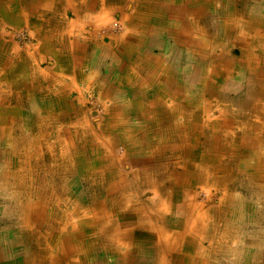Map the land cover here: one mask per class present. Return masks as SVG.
I'll return each mask as SVG.
<instances>
[{"label":"crops","instance_id":"1","mask_svg":"<svg viewBox=\"0 0 264 264\" xmlns=\"http://www.w3.org/2000/svg\"><path fill=\"white\" fill-rule=\"evenodd\" d=\"M77 1L78 4L74 3L73 0H37L36 5L32 8L33 11L47 10L45 13L50 11L49 15L43 14L47 15L48 18L55 19L54 24H39V22L37 24L32 22L25 23L22 15L21 17L23 20L19 21V16L9 13L7 16L5 13L8 22H16V25L20 26L18 28H30L29 31L32 32L29 34H31L33 41H29L26 45L19 47V45L13 41V38L9 36L10 32L7 26H5L6 24H0V115L4 116L2 115V112H4L6 114L5 117H8L9 113H12V110L17 109L18 112H22L24 108L27 109L25 106L26 102H29L35 114L39 112V115H42V117H50L53 113L56 114V112H61V114L58 113V115H56L58 117L60 116V119L57 121L73 124L78 120L76 113L78 109H80V111L84 110L88 114V109L90 107L94 108L99 106V108H102V114L99 115L101 117L96 122L98 128L108 121L114 125V122L124 120L128 123L135 124V127H138L139 124L148 123L152 126L149 129H147V127L145 128L146 131L149 132L151 140H153V138L161 140L159 143L154 142L156 146L162 144L163 138H175V133L167 134L166 131H164L162 135L165 134L167 138L162 137L160 133H157V128H155L154 125L160 121L161 124H171L172 127H174L175 124L180 123L178 119L184 114L185 108H193L196 102L194 98L195 94L192 95L193 97L191 96L186 99L185 92H188L190 89H197L195 85L198 78H191L190 80H186V78L193 75L198 76L201 65L203 64L204 66L209 65L207 69H205L206 67L203 68V74L208 75V85L210 84L209 82L213 85L217 81V77L215 73L213 74L211 68L212 64H208V60L206 59H209V57L205 55H190L192 63L189 66L187 63L183 64L184 61H181V58L179 59L180 64L178 59L176 61L177 56L182 57L184 52L190 53V49L187 50V48L182 47L180 44L182 37L179 38L180 36H177L178 30L179 33H182V13L181 10L177 8V5L173 3L176 0H155L158 3V7H160V11L158 12L162 21L160 27L164 29L166 33L162 34L164 37L162 39L164 44L160 52H153V47H150V43L145 42L143 33L138 31V28L145 26L152 27L154 24V22L151 21V17L147 18V20L143 17L141 18V15L138 14L141 11L139 10V3L134 4L132 0ZM134 1L137 2V0ZM147 1L151 3L153 0ZM185 1L190 2V0ZM33 2H35V0H31V6ZM131 2L133 4H131ZM167 2H169L170 5L165 4ZM120 3H125V5L122 4L119 6ZM198 4L200 6L198 10L202 11L200 17L203 19L195 24L189 16L186 25L192 23L196 26L201 25V28H196V26H194V30L191 34H199L200 30L202 33V28H216L218 24L216 20L219 19L218 13H215L217 10V12L220 13L225 11L223 20L221 19L222 21L219 23L222 24L224 28L229 24H234L233 22L235 19H240L242 21L241 25L246 26L247 31L245 34L247 38H250L248 40L249 44L247 45L246 52H242L241 55L239 47L233 46V51L229 52L227 56V58L235 59L241 55V68H237L236 66H234L235 68L230 67L228 71H233V73H228V71H225L223 68L220 70L224 72V76L222 75L224 79L230 76L233 85L235 87L238 86L239 90L242 89L243 80L239 79L242 81L241 84H239L236 80L238 78L234 76H248L246 80L247 90L244 91L245 94L243 96L246 95V103L251 101L252 108H255V106H257L256 102L264 96V89L263 93H259L258 90L254 88L257 81L264 78V0H198ZM11 5L15 7L17 11H25L22 0H0L1 10L6 8V12L11 11L8 10L13 9L9 8ZM69 11L74 13L72 18L68 16ZM149 12L152 15L151 8L149 11L145 9V15L149 14ZM81 13H83V15H80ZM112 14L119 15L118 17L123 27L121 32L125 31L124 36L121 35V32L114 33L113 31L104 32V34H102L104 36L100 35V32L98 33V26L109 28V30L113 28V23L110 18ZM105 17L106 21H104ZM178 18L180 23H178ZM35 20H38V18H35ZM76 20L77 22H75ZM170 20L173 22V25L166 26ZM184 25L185 24H183V27ZM48 28L51 30L48 31ZM87 28H91L92 32ZM154 28L156 27H153V29ZM222 31L224 30L222 29ZM236 36H238V34ZM152 37H149V39H152ZM135 38L138 39V55L120 53V45H128L131 50L132 46L136 43ZM127 41H130V44H127ZM171 41L177 44L179 52H182L181 55H167L168 53L164 55L165 45L169 44ZM198 48L200 49L199 46ZM127 49H129V47H127ZM73 51H75V53ZM175 62L177 66H175ZM230 65L231 62L229 63V66ZM262 66L263 68H260ZM259 72H261V74ZM259 77H262V79H259ZM252 80H254V83ZM225 87L227 88L230 86L225 84ZM214 92L216 93V91ZM249 94H251V96H249ZM93 97L98 105L91 101ZM172 101L177 103V105L176 110L172 109L174 111L170 113V106L168 104ZM177 106L179 107L178 110ZM26 111L25 113H28V110ZM162 114H168L169 117H165ZM249 114H251V112H249ZM86 121L89 123L91 122L88 115L86 116ZM188 121L181 122L183 124ZM252 121H254V119H252ZM6 122L9 124L8 120H6ZM23 122L26 123V121ZM258 127L260 130L255 131V135L250 136V138L252 137V139H254L251 147H248L249 142L247 140L245 147L248 148L240 152L238 151L239 155L242 153L243 155L251 156L260 155L258 151L252 149V146H257L255 139L260 138L257 134L264 133L262 131L263 129L260 126ZM167 128L168 126L166 129ZM249 128L250 125L247 129L248 133L245 139H248L250 133L254 132L253 129L250 131ZM32 134V138L34 139L35 134L37 137L38 131L32 132ZM123 137H127V135L120 133V139ZM21 138L28 139L30 137L27 135L21 136ZM261 138H264V136L261 135ZM106 139L109 142L113 140L116 143L117 141L112 139L110 134L106 135ZM165 144H167V146H165L164 150H166L172 142H167ZM249 148L253 151H249ZM167 150L169 151L170 149ZM260 152H262V150ZM151 153L147 155L151 156ZM2 155L4 156V160L5 157H7V159L9 157L6 150ZM3 159L0 160V163L4 161ZM173 162V160L169 161L164 157V160L158 164L157 175H159V178L157 180L156 189L154 190L155 192L151 190L150 185L145 183L147 182L146 180L140 181L139 196L135 197L137 198L135 205H138L142 209L136 207L137 209L135 208L134 210L139 211L136 213L135 211H129V207L120 208L122 211L130 212L127 215L117 213L120 215V218H123L128 224L126 223L127 225L123 226L121 232L120 230L118 232L117 228L114 226L113 231L108 234L118 235V237H121L122 234L128 236L130 234H138L136 236L144 234L152 237L156 235L158 240H156L151 247L158 256L159 264H189L196 259L200 260L199 264H223L212 261L216 258L212 253L213 250L202 249L198 244H196V247L190 245V241L194 243L197 240L191 235L194 236L195 232L202 236L206 235V233L210 234L213 231L221 229L223 231L222 235L228 236L231 230L226 227L229 226L232 227L231 229L233 231L237 232L236 235H241L239 232L242 230V226L247 224L250 218H252L251 202L264 203V198L262 199L254 195V193L263 195L261 192L263 187H258L259 185H255L254 182L250 184L247 183L248 180L246 181L244 173L233 175L232 178L235 183L232 187L228 188V185L226 186L224 185L225 182H222L221 186L214 189L221 191V196L217 197L213 194L211 198L210 196L208 197L209 203L206 207L209 206V209L204 212L206 216L203 218L204 221L195 213L197 215V218L195 217L196 222L193 218H187L189 221L191 220L195 223V229L194 227L187 229L186 219L184 218L185 209L183 199V190L186 185H184L178 177L181 167L174 168ZM86 164L88 165L87 161ZM238 164L240 165V163ZM253 164L254 163H252V165ZM236 165L237 164L221 166L225 168L233 167L236 172L240 171V173L242 172L241 167L244 169L250 167V163H247V165L242 163L240 167ZM189 167L192 169L191 165ZM164 169L172 170L171 172L175 173L178 180H174L175 183H173L170 178H165L161 174ZM9 172V167L2 163L0 169L1 179L2 177L5 179L8 178ZM165 181H170L174 189V192L170 194L174 196L170 194L165 195L167 189ZM129 183H131V181ZM213 186H216L215 180H211L204 184L200 182L198 185L195 184L193 191L197 187H200V189L208 188L212 189V194L214 192ZM228 189H239L240 192H229ZM246 196L255 199H249L246 198ZM157 197L159 200L162 199V201H159V204H150ZM193 197L194 204L199 202L203 205L205 203L197 196ZM162 205L166 206V211L160 213V208L161 210L163 209ZM170 208H173L174 211L172 216L168 214ZM227 208H230V210L236 209L239 212V215L234 217L235 220L232 219L233 221H231L228 219L229 217L226 218L219 215V211L224 212ZM5 214L6 213L0 210V217L6 216ZM216 221L221 223L219 224L220 227L216 225ZM113 225L115 224L113 223ZM157 230H162L161 232L163 233H158ZM17 232H19V229H12V231L0 230V249L9 250L10 245L4 246L5 248H3V244L17 243ZM168 232L169 234L166 235L165 233ZM11 235H13V238ZM187 235L188 237L185 239ZM173 236H175V238H172ZM170 239H173L172 242H170ZM184 241L189 245L185 246ZM129 242H131V240H129ZM121 243H124V241ZM135 244L137 246V242ZM128 245L131 246L132 244ZM239 247H237V249ZM242 248L243 246L241 249L239 248V250L244 252V258L239 260L238 264H241V262H244V264H255L257 258L254 255L260 259L264 258V250L262 248L254 250L255 252L258 251L256 254L251 253L250 249L247 250ZM113 249L117 252V249ZM223 249L219 247V251L217 252L228 251V249ZM247 252L250 253L245 254ZM123 255L126 264H134L135 262H137V264H149V262L150 264H155L154 260L149 259L146 254L137 258L135 255L133 257L132 252L128 250L125 251ZM116 264L119 263L116 262Z\"/></svg>","mask_w":264,"mask_h":264},{"label":"rangeland","instance_id":"2","mask_svg":"<svg viewBox=\"0 0 264 264\" xmlns=\"http://www.w3.org/2000/svg\"><path fill=\"white\" fill-rule=\"evenodd\" d=\"M132 1L134 4L141 2V0H137V2L134 0ZM73 2L78 4L77 0H73ZM22 3L25 9V11L23 12L17 11L15 7H12V5L9 8H13V9H8V10H11L8 12H6L5 10L6 8L2 10L0 8V24H3V25L6 24L5 26H7V29L10 32L9 36L13 38V41L17 45H19V47L26 45L27 42L29 41H33L31 34H29L32 31H29L30 28L29 29L25 27L18 28L20 26L16 25V22L14 23L8 22L5 13L7 14V16L9 14L19 16L20 21H22L25 18L23 17L22 19L21 15L22 16L26 15L27 17L29 15V17H34V19L38 18V20L40 21L39 24L41 23L51 24L52 22L54 23L55 21V19H52V18L48 19L47 15L50 14V11L48 13H45L47 12V10L35 11V12L33 11L32 14L29 13L31 9V0H22ZM133 3L131 2V4ZM217 11L215 13H218L219 19L216 21L219 24L220 21L223 20L225 11H223L222 13L217 12ZM83 13H81V15H83ZM68 16L69 18H72L73 12L69 11ZM118 16L119 15L117 14L110 15V18L113 23V28L111 30L103 26L102 27L98 26L97 28L98 33L100 32V35H102L106 31H113L114 33L121 32L123 27H122V24ZM202 19L203 18L200 17V21ZM104 21H106V17L104 18ZM34 23L37 24L38 22L34 21ZM218 24H217V27H218ZM194 26L196 25L190 23V25H185V27L183 28L182 33H181L182 41L185 39L189 42V44L184 45L182 41H180V44L182 45V47L187 48V50L188 49L197 50V47L199 46L202 51L201 53H208L210 55L216 54L218 56V60L224 63L225 61L221 59L222 55H224L225 58H227V56L229 55L228 53L233 51V48H232L233 44L230 41V39L226 37L225 32L222 31V29L217 28V27L216 28L207 27V29L202 28L203 29L202 33L200 30L199 34L198 33L191 34L194 30ZM197 27L201 28V25L196 26V28ZM87 29L91 31V28H87ZM50 30L51 29L48 28V31ZM189 34L191 37L189 36ZM124 35H125V32L123 36ZM163 38H158L157 36H153L152 39H149V38L145 39V42L150 43V47H153L152 48L153 52H160L164 44L163 43L164 41L162 40ZM190 42H193V44H190ZM137 43H138V39H136L135 45L132 46L131 51L129 53H126V55H138ZM127 44H130L129 41H127ZM214 47L215 49H213ZM181 53L182 52H179V49L177 48V44L174 41H171L169 44L165 45L164 55L166 54L167 55H181ZM190 55H192L191 51L189 54L187 52L186 53L184 52L182 54V57L180 56L176 57V61L178 59V62L180 64L179 59L181 58V61H184L183 64L187 63V65L189 66L192 63V60H190ZM241 55L235 59H231L232 61L235 62L234 65L237 68H241V60H240ZM205 56L209 57V55H205ZM206 59L208 60V64H211L210 60L208 58ZM176 64L177 63L175 62V66H177ZM260 68H263V66ZM259 73L261 74V72ZM198 74H199L198 76L193 75V76H189L186 78V80H190L191 78H198L196 82L197 86L195 85L197 89L194 88V89H190L188 92H185L186 99L190 98L192 95L195 94L194 96L195 101H196L194 103L195 105H193V108L191 109L185 108L184 114L181 113L182 115L180 116L178 120L180 121V124H182L181 121L190 120L189 122L195 125L197 140L194 143V146L197 151L202 150L203 145H204L203 143L204 139L206 140L208 138H211L212 135L218 134V136L220 137H217L216 139L211 141L214 146L209 148V154L218 156V158H220L222 162L229 161L230 162L229 165L236 164V162L231 163V159H233V155L236 153V151H234L235 153H232L231 149H227L228 146L231 148V147H234V145L236 144V142L234 143L230 137L241 136L243 138H246L247 137L246 134L248 133L247 129L249 125H253L252 129L254 130V132L250 133V135L248 136L249 138L247 139L250 142H253L254 139H252V137L250 138V136L255 135L254 134L255 129L256 127L259 126V124L256 121L259 120L260 124H264V96L256 102L257 106H255V108H252L251 101H249V103L241 102L242 100L245 99V97L247 99V96L246 95L243 96V95L245 94L244 91L247 90L246 80L248 76L246 77L245 76L241 77L240 75L234 76L238 78L236 80H237V83L239 84H241L242 82L239 79L243 80L242 89L239 90L238 86L235 87L233 85L230 76L229 78L224 79L223 76L219 77V73H218V75H216L217 77L216 83L212 85L211 82H209L210 84L208 85V82H207L208 75L203 74V68L200 69V73ZM259 79H262V77H259ZM252 81L254 83V80ZM225 84H227L230 87L226 88ZM214 91H216V93ZM249 96H251V94H249ZM91 101H93V103L98 105L94 97H93V100L91 99ZM241 103L242 105L243 104L244 105L241 106ZM30 105L31 104L29 102H26L25 106L27 109L24 108V111L22 112H18V109L12 110V113H9L8 117H5L6 114L4 112H2V115L4 116L0 115V118H2L0 119V122L4 120H8L9 124L8 123L7 124H8V127L10 128V134L9 135L4 134L5 139L3 140V142L0 141L2 143V145L0 144V160L3 159L4 156L2 154L6 150V152L10 155L9 157L13 161H15L17 165L15 166L14 162L12 164L8 163L6 159L7 157H5V160L3 159L4 161L2 162L3 165L5 164V166L9 167L10 172H9L8 178L5 179L2 177L1 179L0 177V210L6 213L5 214L6 216L0 217V230L12 231V229L13 230L19 229V232H17L18 235L16 234L17 243L22 241V243L25 244L24 246H26L29 242V240L28 242L26 240V238L28 237L33 242L31 246H37L41 248H43V246L39 245L35 238H30L29 235L33 232H38V235L39 233L47 234L51 232L52 241L48 247L53 249V251H56L58 249L64 250L65 248L64 245L70 242V241H66L63 239L64 234L66 233L70 234L74 232L77 229L78 224H81V221L83 219H90L89 223L86 222L87 227H85L86 223L83 222L84 224L82 225V228H80V231H83L87 236L85 237V240L88 241V246L86 250L89 249L91 253V255L89 253V255L84 259L83 261L84 264H116V262L119 264H126L123 259V256H124L123 254L125 253V251H128V250L132 252L133 257L135 255L138 258L146 254L149 259L154 260L155 264H159L158 256L154 253L151 247L152 244L155 243L156 240H158V237H156V235H153L154 237L153 238L152 236H146L144 234L141 236H136L138 234L136 235L130 234L129 236L122 234L121 237L120 236L118 237V235L108 234L111 232V224L113 223L115 224L114 226L115 228H117L118 232L119 230L121 232L123 230V226L128 224V222L124 221L123 218L122 219L120 218V215L117 214V212H121L122 214L127 215L128 213H130L129 211L134 212L135 211L134 209L136 207H139L138 205H135L137 202V198L135 197L139 196V191H140L139 183L141 181L140 180L141 177L139 176L140 174L142 175V173L140 172L138 175L137 173H138L139 168H141L142 165H140L141 161L139 160L136 161L133 159L135 158L134 152L128 149V143L131 141H135V140L139 141L141 136L144 135V133H146V135H149V132L148 131H144V132L136 131L135 124H131L132 126H134V131L131 133H128L127 137L122 138L123 140L125 139V141L123 142L122 140L120 141L117 140L110 152L102 153L104 155V159H103L104 162L107 161L108 156L110 154H112L114 158L118 157L117 160H119V163L121 165L120 166V168L122 169L121 172H123L126 175L124 177V182H121L119 186L113 188L114 195L116 196H120L122 193L128 196L130 193L131 198L128 201L129 205L127 206L129 207V211H119L117 209H120L126 206V204L117 203L116 205H113L109 200L112 197L105 199L104 193L101 194L99 191L94 193V190L98 189L95 187H98L99 184L95 186L93 183L94 182L102 183L103 181L99 180L98 182V179L94 180L93 176L89 172L87 173L84 170V167H81L80 171L78 170L77 165H75L79 163L77 162L78 159L77 160L75 159V157L78 155H75V153H73L74 155L71 158H67L66 156L69 154L70 151L67 152L66 154H63L64 147L68 145L69 143L68 141L71 137H73V135H76L77 137L82 136L84 138H87V143H88L89 148H92V149L95 148L94 146H92V137L90 135L93 133H97L99 130L96 122L101 117L99 115L102 114V108L101 107L99 108V106H96L94 108L90 107L88 109L89 110L88 114L86 113V111L84 110L80 111V109H78L76 111L77 116H78L77 121L81 120V122L79 123V125L78 124L75 125L74 123L70 124V123L58 122L57 120L60 119L59 118L60 116L58 117L56 115H58V113L61 114V112H56V114L53 113L52 115L53 117L51 115L50 117L49 116L42 117V115H39V112H36L35 114L32 111ZM168 105L170 106V110H171L174 107H176L177 103H174L172 101ZM26 110H28V113H25ZM190 110H192V114H193L192 117H188L186 115V112ZM249 112H251V114H249ZM87 115L89 117V120L91 121L90 123L86 121ZM212 118H214L215 120V124L213 125V128L208 125L209 119H212ZM223 118H226L227 125H223V123L219 122V120H223ZM252 119H254V121H252ZM23 121H26V123ZM251 121L254 123H252ZM81 124L83 125V127H90V128L88 130H83L81 127ZM183 124L184 126L187 127V129H183L184 127L183 126L180 130V135H181V139L184 141L183 143H187L188 138L190 137V133L195 132V131L190 130V128L188 127V124H189L188 122H185ZM139 125L146 126L147 129H149L152 126L148 123H143ZM6 126L7 125H5V127ZM126 127H128V125H125V128ZM200 129H201V133L199 132L198 134V131ZM213 129L215 130V132H213ZM262 129L264 131V127H262ZM36 131H38V135L36 137V134H35V138L33 139L32 132H36ZM120 131H123V130H120ZM256 131H259V130H256ZM20 132H27L29 134L20 133ZM27 135L30 138L28 139L21 138V136H27ZM261 135L264 136V133L257 134V136H260V138L255 139V143L257 144V146L256 148H252V149L254 151H258L262 157L261 159L263 160L264 159V138H261ZM149 137L151 140L150 135ZM103 139L107 141L106 138L103 137ZM144 146L145 145H142V148H139L141 150L140 154L142 155L149 156L147 155L148 153H151L152 151H156V148L153 146H150V147L149 146L144 147ZM222 147L225 149L221 150ZM242 148L243 150H246L248 147H242ZM78 149L80 150L79 152H82L81 151V149H83L82 143L80 144V142H78V139L77 140L74 139V149L73 150H78ZM252 149L249 148V151L252 152L253 151ZM261 150L262 152H260ZM167 151L168 150L166 148L165 154L168 153V154H171L172 156H168V157L166 156V159L169 161L171 160L174 161L173 162L174 168L183 166V164H185L186 166H188L190 163L192 164L191 166L192 170L186 173V177L189 178V180L184 181L185 183L184 185H186V187H184V190H183V199H184V209H185L184 218L186 219V225H187L186 228L191 229L194 227L195 229V223L191 220L189 221L188 219L193 218V220L195 219V222H196L197 215L202 220L204 217H206L204 212H206L209 209V206L206 207L209 203L208 197L210 196L211 198L212 197L211 195L213 194L216 195L217 197H220L222 194L221 191L214 190L218 186H221L222 182H220L218 178L222 176L223 173L230 175L231 178L224 183V185L226 186L228 185L227 187L229 188V187H232L233 184L235 183L233 182L234 181V179L232 178L233 175H236V174L240 175L242 174V172L241 173L240 171L237 173H235L234 171L230 173L226 171L225 172L223 171L221 173H219L218 171L215 172L212 170V166H211L212 163H208L209 160L207 162H202L196 157L187 156L189 153V150L187 151V149L184 151L182 149L180 151L181 154L179 155H174ZM241 155L247 158V162L253 163L255 161L254 156L243 155V153ZM90 157L94 158L93 154H90ZM71 159H74V164H73V161H71ZM256 159H259V158L256 157ZM2 163H0V169H1ZM158 164H160V160H157V162L154 164L151 161V163H149V166H152L154 169L155 166H158ZM90 165H92V166H89L90 170L93 168H96V166H94L91 162H90ZM72 166H74V170L72 169ZM75 167H76V170H75ZM164 170L165 172L162 175L165 178L168 177L171 179L172 170H166V169ZM131 171H136V172H131ZM200 172H201L200 174L201 179L199 178ZM203 175L205 176V179L207 180L205 179L203 180V177H202ZM131 177H135L134 179L137 181H133ZM211 180L213 181L215 180L216 182V186H213L214 192L212 194H211L212 189H208V188L200 189V187H197L193 191L195 184L198 185V183L200 182L204 184ZM217 180L219 181V183ZM130 181L131 183H129ZM165 184L167 186L165 195L170 194L171 192H174V189L170 181H165ZM44 187H48V189ZM90 187L92 188L89 189ZM43 189H45V192H47V190L51 191V194H49L48 192L46 194H42L41 191H43ZM151 190L153 191V189ZM228 191L229 192L233 191L236 193L240 192L239 189H228ZM55 194H57L56 197H55ZM193 196H197L198 198L202 199V201L205 203L203 205L202 203H199V202L194 204ZM93 197H95V199L100 198L98 199L100 201L97 203H93L94 202L93 201L91 203V199ZM246 198H249V197L246 196ZM249 199H255V198H249ZM159 201L160 200L157 197L150 204L152 203H153L152 205L159 204L160 203ZM74 203L76 204L77 207L75 205H72ZM30 205H32L31 207L34 206L35 209L38 210V212H36V214L38 215L36 216L38 218H44V219H46L45 216H48L47 215L48 207H52L55 212L59 210L58 213L63 212L67 208L66 211L71 212V216L69 218H70L71 223H73L74 226L72 227V229L69 226L66 229H60L58 227L48 228L46 226L42 227L43 224H38L37 220L35 219H30L27 222V218L25 217V215L27 214L25 212L27 211V209L30 210V207H29ZM251 206H252V213H251L252 218H250V221L247 224L242 226V230H240L239 232L241 233V235H236L237 232L233 231L231 229L232 228L231 226L226 227V228H230L231 230V233L228 236H223L222 235L223 231L221 229L213 231L210 234L206 233V235H202V236L194 232V236L193 235L191 236L197 240L194 243H192L188 239L190 241L189 244L194 245L195 247H196V244H198L202 247V249L213 250L212 253L216 256V258H214V260L212 261H216L218 263L220 262L223 264H238L239 260H242V258H244L243 257L244 252L239 250V248L241 249L242 246H243L242 249H247V250L250 249L251 253L253 254H256L258 252V251L255 252L254 250H259L260 248L264 250V234H263L264 232V217H263L264 216V203L263 202L261 203L251 202ZM162 208H163L162 210L161 208L159 210L160 213L166 211L165 210L166 206L162 205ZM99 209H102L105 212V215L102 217V220L105 222V224L111 223L109 228L106 230H103L100 225L103 223L101 219L99 220V222H95L94 220H91V217H93L94 213L98 211ZM139 209H142V208L139 207ZM75 210H82V211L88 210V212H86V214L82 216L80 212H75ZM168 211H169L168 214L170 216L174 214L173 208H170V210ZM225 211H224L225 212L224 215L221 214V211H219L218 213L219 215L223 217H226V218L229 217L228 219H230L231 221H233L232 219L235 220L234 217H237V215H239V212L236 209L230 210V208H227ZM135 212L138 213L139 211L137 210ZM195 213H197V215ZM188 215H191V216H188ZM25 222H27L26 227L23 225ZM216 222H217L216 225L221 224L219 223V221H216ZM100 232H103V233H100ZM165 234L168 235L169 232ZM11 237L13 238V235H11ZM187 237L188 235L185 237V239H187ZM172 238H175V236H173ZM129 240H131V242H129ZM172 240L173 239H170V242H172ZM71 241H74V240H71ZM122 241H124V243H121ZM55 242H59V245H56ZM136 242H137V246L135 244ZM8 244L13 249L17 248L16 243H11V244L8 243ZM128 244H132L133 247L132 245L129 246ZM189 244L186 241H184L185 246ZM219 247L222 249L224 248L223 250L228 249V251L217 252L219 251ZM237 247L239 248L237 249ZM113 248L117 249V252L114 251ZM248 253L250 252H247L245 254H248ZM5 259H14L10 261L9 264H19V261H16L18 260L16 257L5 256ZM263 260L264 258L260 260L261 262H259V264H264ZM199 263H200V260L196 259L195 261H192L189 264H199ZM134 264H137V262H135ZM241 264H244V262H241Z\"/></svg>","mask_w":264,"mask_h":264},{"label":"bare ground","instance_id":"3","mask_svg":"<svg viewBox=\"0 0 264 264\" xmlns=\"http://www.w3.org/2000/svg\"><path fill=\"white\" fill-rule=\"evenodd\" d=\"M36 2H37V0H35V2H33L29 13H31V14L33 13V9L32 8L34 7V5H36ZM173 3L176 4L177 8L181 10V13H182V24H181L182 26H181V28H182V30L185 27V25L187 23L186 21H187L189 16L192 18V20H193V22L195 24L200 21V16L202 15V11L198 10V7H200L199 4H198V0H190V2H187L185 0H176ZM122 4L125 5V3H120L119 6H121ZM157 4L158 3L155 0H153L151 3L148 2L147 0H143V1H141L139 3V8H140L139 10H141V11L138 14L141 15V18L143 17L144 19H147V18L151 17V21L154 22L152 27L145 26V27H142V28H138V31L143 33L145 39H147L149 37H152V36H157L158 38H163L162 34H166L165 30L160 27L162 21H161V16L158 14V12L160 11V7H158ZM165 4H169V2H167ZM150 8L152 10V15H151L150 12H149V14L145 15V9L149 11ZM23 17H25L24 18V22L25 23H28V22L34 23V21L35 22H40L38 20H35L33 17H29V15H28V17L26 15L23 16ZM75 19H77V18H75ZM75 22H77V20ZM122 22L124 23L123 20H122ZM241 22H242L241 20H239V19L236 20L235 19L234 22H233L234 24H229L225 28H224V26L222 24H218V28L223 29L224 32H225L226 37H228L230 39V41L232 42L233 46L239 47V49L241 50V53L242 52L244 53V52H246L247 45L249 44L248 40L250 38H247V36L245 34L246 31H247V28H246V26H242ZM178 23H180L179 18H178ZM183 24H185L184 27H183ZM169 25H173V22L171 20L168 21V23L166 24V26H169ZM153 27H156V28L153 29ZM56 28H57V25H56ZM151 28H152V30H151ZM157 28H158V30H157ZM124 32L125 31L121 32V34L123 35ZM172 32H173V30H172ZM177 32H178L177 36L178 37L180 36L179 38H181V33H179V30ZM237 34H238V36H236ZM182 43L184 45L185 44H189V42L187 40H185V39L182 41ZM190 44H193V42H190ZM127 47H128V45L121 44L120 48H119L120 53L126 54L127 52H130L131 51L130 47H129V49H127ZM59 49H60V47H59ZM213 49H215V47ZM197 50L196 49H191L190 50L191 54L192 55H201V56L202 55H209V60H210V63L212 64L211 68L213 70V74L215 73V76L218 75V73H219V77L224 74L223 72L220 71V68L222 70V66H223V69L225 71L230 70V67L235 68L234 67L235 66L234 65L235 62L232 61L230 58H228V59L225 58L224 55H222L221 59H223L225 61L224 62L225 64L223 62H220V60H218V56L216 54L215 55H212V54L210 55L208 53H201L202 51L198 47H197ZM73 52L75 53V51H73ZM230 62H231V65L229 66ZM208 66H204L202 64L201 68L206 67L205 69H207ZM228 73H233V71H228ZM174 82H175V80H174ZM254 88H255V90L257 89L259 93H263L264 79L258 80L257 84L254 85ZM241 102L246 103V99L242 100ZM243 105L241 103V106H243ZM173 109L176 110V107H174ZM178 109H179V107L177 106V110ZM174 110L171 109L170 113L173 112ZM186 115L188 117H192L193 116L192 110L187 111ZM163 116L169 117L168 114L163 115ZM0 119H2V118H0ZM80 122H81V120L80 121H76L74 124L75 125L76 124L79 125ZM219 122L223 123V125H227L226 118H223V120H219ZM256 122L259 124V126L261 128L264 127V124H260L259 120H257ZM114 123H115L114 125H113V123H111L109 121L107 123H103V126L101 125L99 127V130H98L97 133H93V134L90 135L92 137V146L95 147L94 149L89 148L88 143H87V138H84L82 136H78L77 137L76 135H73V138L69 139V141H68L70 144L68 143V145L66 144L67 146L64 147V149H63L64 153L63 154H66L67 152L70 151L69 154L66 156L67 158H71L74 155L73 153H75V155H78V156L75 157L76 160L78 159L77 162H79L78 164H75V165H77L78 170L80 171V168L84 167V170L87 173L89 172L93 176L94 180L98 179V182H99V180L104 182V183L103 182L102 183H95V182L93 183L95 186L97 184H99L98 187H95V188H98V189H95L94 193H96L98 191L101 194L104 193L105 199L112 197L109 200H110V202L113 205H116L117 203H122V204H126V206H124V207L128 208L127 207L129 205L128 201L131 198L130 197V193L128 192L129 193L128 196H126V194H123V193L120 196H116V195H114V190H113V188L119 186V184L121 182H124V177L126 176L123 172H121L122 169L120 168L121 165L119 163V160H117L118 157L114 158V156L112 154H110L108 156L107 161L106 162L103 161L104 155L102 153L110 152L111 149L114 146L115 141H113V140L110 141V142L109 141H105L103 139V137L106 138L105 135L110 134L112 136V139L118 140V141L122 140L124 142L125 139L124 140L120 139V133L121 134H125V135L128 136V133H131V132L134 131V126L129 125V123L124 121V120H120V122L118 121V122H114ZM188 123H189L188 127L190 128V130L191 131H195V132L190 133V137L188 138V142L187 143H183L184 141L181 139V135H180V130L184 126V124L180 125V123H179V124H175V126L172 127L171 124H163V123L161 124L160 121L158 123H156V125H154L155 128H157V133H160L161 135L163 134L164 131H166L167 134H171V133L174 134L175 133V135H174V136H176L175 138H172V137H168L167 138L166 135L164 134V135H162V137H166L167 139L163 138V142H162L163 146H162V144H158L156 146L155 145L156 143H154V141L159 143V141H161V140H158V139H155V138H153V140H150L149 135H146V133H144V135H146V136L141 134L142 136H141L139 141L135 140V141H131V142L128 143V149L130 151L134 152V157L135 158H133V159L136 160V161L137 160L141 161L140 165H142V166H141V168H139L137 175L141 172L142 175L140 174V176H139V177H141L140 180H146L147 182H145V183L149 184L151 186V189H153V191L156 189V186H157V182L156 181L158 180L159 175L157 176V171H158L157 166H155L156 168L153 169L152 166H149V163H151V161H152V163L154 164V163L157 162V160H160V163H161V161L164 160V157L172 156L171 154L165 155V150L164 149H165V146H167V144H165L167 142H169V143L172 142V144H170V146H168L167 149H171L168 152H170V153H172L174 155H179V154H181L180 151L182 149H183V151L187 149V151L189 150V153H188L187 156L196 157L197 159H199L202 162H207L209 160L208 163H212V165H211L212 166V170L215 171V172L218 171L219 173H221L223 171L224 172L226 171V172L230 173V172L234 171L235 173H237L233 167H229V168L223 167L224 165L228 166L230 164L229 161H223L222 162L220 160V158H218V156H214V155H210L209 154V148L214 146L211 141L216 139L217 137H220V136H218V134H217V135H212L211 138H208L206 140L204 139L203 140L204 145H203L202 150L201 151H197L195 146H194V143L197 140V138H196L197 137L196 136V127H195L194 124L190 123L189 121H188ZM214 124H215L214 118L210 119L209 122H208V125L213 128ZM5 125H7V126L5 127ZM125 125H128V127L125 128ZM167 126H168V128L166 129ZM81 127H82L83 130H88L90 128V127H83L82 124H81ZM145 127L146 126L139 125L138 127H136V131H143L144 132V131H146ZM252 127H253V125H250V128H249L250 131H251ZM183 129H187V127L184 126ZM120 130H123V131H120ZM256 130H260V128L257 127L255 129V131ZM116 131H117V133H116ZM199 132L201 133V129L198 131V134H199ZM213 132H215L214 129H213ZM4 134L5 135H9L10 134V128L8 127V124H7L6 120H4L3 122H0V141H2V142L5 139V135ZM75 136H76V138H75ZM230 138L233 140L234 143L236 142L234 147L230 148L228 146V148H227V149H231L232 153H235L234 151H236V153L233 155V159H231V163L236 162V164H237L236 166L237 167H240V165L242 163H245V164L246 163H250V162H247V158H245L242 155L237 154L238 151L240 152L241 149L243 150L242 147L246 146L247 139H245V138H243L241 136H235V137H230ZM74 139H76V140L78 139V142H80V144L82 143V146H83V149H81L82 152H79L80 151L79 149L78 150H73L74 149ZM99 139H101V140H99ZM252 143L253 142L249 141L248 147H251ZM0 144L2 145L1 142H0ZM142 145H145L144 147L153 146V147L156 148V151H152L151 156L142 155V154H140L141 150L139 149V148H142ZM252 148H256V147L252 146ZM222 149L224 150L225 148L222 147L221 150ZM90 154H93L94 158H91ZM256 157L259 158V159L262 158L261 155H259V156L258 155L255 156L254 155V158H255V161L253 162L254 164L252 165V163H250V167L248 169H244L243 167H241V168H242V173H244L246 181L248 180L247 183L250 184V183L254 182L255 185H259L258 187H260V186L263 187V189L261 191L263 193V195H261L259 193L258 194L254 193V195H256L259 198L263 199L264 198V159L263 160L262 159L259 160V159H256ZM71 161H73V164H74V159H71ZM86 161L88 162V166L86 164ZM7 162L10 163V164H12L14 162V165L17 166L16 162L13 161L10 157H8ZM90 162L94 166H96V168H93V169L90 170L89 166H92V165H90ZM238 163H240V165ZM190 165L192 166L191 163H190ZM190 165L186 166L185 164H183V166H180V167H182V169L179 171L178 177H179L180 181H182L183 183H184L185 180H189V178L186 177V173L192 170L189 167ZM221 165H223V166H221ZM175 168H177V167H175ZM72 169L74 170V166H72ZM75 170H76V167H75ZM167 170H169V169H167ZM131 172H136V171H131ZM164 172H165V170H163V172L161 174H164ZM200 174H201V172L199 173V178L201 179ZM171 175H172L171 176V180H172L173 183H175V181H177L178 178L175 176V173H172ZM144 176H145V179H144ZM202 177H203V180H204L205 176L203 175ZM131 178H132L133 181H137V180L134 179L135 177H131ZM230 178H231L230 175H227V174L223 173V175L220 176L218 178V180L220 182H226ZM39 179H40V177H39ZM147 179H149V180H147ZM205 180H207V179H205ZM153 181H155V182H153ZM219 181H218V183H219ZM44 188L48 189V187H44ZM91 188L92 187H90L89 189H91ZM41 192H42V194H46L47 192L49 194H51V191L47 190V192H45V189H43V191H41ZM56 196H57V194H55V197ZM98 199H100V198H98ZM98 199H95V197H93L91 199V203L93 201H94L93 203L99 202L100 200H98ZM160 201H162V199ZM72 205L76 206L75 203L72 204ZM31 206L32 205L29 206L30 210L27 209V211L25 212L27 214V215H25V217L27 218V222L30 219H35V220H37L38 224H43L42 227L46 226L48 228L58 227L60 229H66L69 226L72 229V227L74 226L73 223H71L70 218H69L71 216V212H67L66 211L67 208L63 212L58 213L59 210L57 212H55L52 207H48V212H47L48 216H45L46 219H44V218H38L36 216V215H38V214H36V212H38V210H36L34 206L33 207H31ZM119 206H121V205H119ZM117 210L122 211L121 209H117ZM117 210H115V211H117ZM75 212H80L82 214V216H83V215L86 214V212H88V210H84V211L75 210ZM117 213H121V212H117ZM108 214H109V212H108ZM221 214L224 215L225 212L221 211ZM104 215H105V212L102 209H99L98 211H96L94 213L93 217H91V220H94L95 222H99L100 219L102 220V217ZM112 216H113V214H112ZM41 221H42V223H41ZM27 222H25L23 224L25 227L27 225ZM83 222L84 223H86V222L89 223L90 219H83L81 221V224H78V227H77V229L74 232H72L70 234H68V233L64 234L63 239L66 240V241H70V242H68V243H66L64 245V247H65L64 250L58 249L56 251H53V249L48 247L50 245L51 241H52L51 232H49L47 234L39 233V235H38V232H33V233H31L29 235V237L30 238H35L37 243L39 245L43 246V248L37 247V246H31L33 242H32V240H30L27 237L26 240H27V242L29 240V242H28V244L26 246H24L25 244L22 243V241H21V242L16 243L17 248H15V249H13L10 246L9 250H4V249L0 250V264H9L10 261L14 260V259H5V256L16 257L18 259L16 261H19V264H84L83 261L89 255L90 251H89V249L86 250V248L88 246V241L85 240V237H87V236H86V234L83 231H80V228H82V225L84 224ZM87 223H86L85 227H87ZM110 224L111 223H106L105 224V222L103 221V223L100 224V225H101L103 230H106V229L109 228ZM113 227H114V225L111 224V232L113 231ZM161 231L162 230H159L158 233H163ZM100 233H103V232H100ZM71 240H74V241H71ZM55 244L59 245V242H55ZM8 245H9L8 243L7 244H3V248H5L4 246H8ZM90 255H91V253H90ZM255 257L257 258L255 260L256 263L261 262L260 261L261 259L259 257H257L256 255H255Z\"/></svg>","mask_w":264,"mask_h":264}]
</instances>
